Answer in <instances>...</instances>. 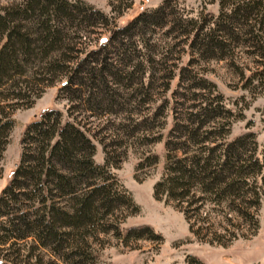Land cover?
<instances>
[{
    "label": "trees",
    "instance_id": "1",
    "mask_svg": "<svg viewBox=\"0 0 264 264\" xmlns=\"http://www.w3.org/2000/svg\"><path fill=\"white\" fill-rule=\"evenodd\" d=\"M217 4L216 17L184 14L182 19L176 14L184 12L183 4L163 0L112 31L105 42L121 38L118 43L122 47L124 38L170 23V29L176 28L188 42L190 51L220 59L227 50L217 33L234 34L235 26L241 24L258 47L259 38L252 32L255 27L263 31L264 0H218ZM66 22L71 26L66 27ZM105 23L107 18L99 12L65 0H22L0 8V159L13 127V111L30 106L32 99L63 77L68 76L57 94L70 93L64 97L67 102L76 98L89 112L97 108L92 99L101 98L96 103L100 108V102L115 97L103 73L106 65L78 60L79 38L68 31ZM74 108H67L69 116ZM220 114L219 109L205 108L201 117L214 119ZM148 120L132 121L130 136ZM184 130L188 140L196 141L194 131ZM85 132L69 120L63 122L62 115L51 108L26 124L19 140L18 164L0 190V264H100L94 248L100 235L110 234L122 246L139 240L162 241L148 226L120 227L139 208L111 172L115 165L104 147L103 163L94 162L95 147ZM180 138L164 144L167 152L162 174L152 188L153 199L172 203L182 213L188 232L209 243L216 241L217 235L207 223L206 204L223 213L227 222H231L227 215L232 213L256 226L250 210L256 211L259 202V191L253 186L256 178L264 187V147L259 162L252 154L255 143L251 133L223 145L199 141L192 152ZM248 138L250 151L246 149ZM156 163L153 155L136 169ZM192 263L201 264L186 258L185 264Z\"/></svg>",
    "mask_w": 264,
    "mask_h": 264
},
{
    "label": "rangeland",
    "instance_id": "2",
    "mask_svg": "<svg viewBox=\"0 0 264 264\" xmlns=\"http://www.w3.org/2000/svg\"><path fill=\"white\" fill-rule=\"evenodd\" d=\"M21 1L0 0V8ZM65 1L72 5L81 3L107 18L105 24L79 31L68 28V31L79 38L76 39L80 43L78 60L106 65L103 73L116 95L108 97L105 103L100 102V108L96 103L101 98L92 99L91 104L97 108L89 112L76 98L68 103L64 97H69L70 93L57 94L68 78L66 76L45 88L38 98L32 99L30 106L14 110L11 114L13 127L0 159V190L18 164L19 140L26 124L51 108L62 115L63 122L69 120L83 127L95 147L93 160L96 164L103 163V147L114 163L111 172L139 208L120 227L148 226L162 238L161 242L139 240L122 246L110 234L100 235L94 246L100 264H185L186 258H195L201 264H264V187L257 178L253 186L260 194L258 207L256 211L250 210L256 226L232 213L227 215L231 222H227L224 214L218 213L211 204L204 206L207 223L217 235V240L212 243L193 237L182 213L174 209L172 203L155 201L152 196V188L162 174L167 152L164 144L179 141L176 140L178 136L187 145V151L192 152L197 147L194 143L199 141L223 145L251 133L255 143L252 154L261 162L260 152L264 147V27L263 31L255 27L252 32L259 38L258 47L246 34L248 28L241 24L235 26L234 34L217 33L224 39L227 52L220 59H207L190 51L188 42L179 36L176 28L170 29V23L130 39L124 38L122 47L118 43L121 38L109 44L105 42L112 31L124 26L139 12L156 8L163 0ZM177 1L183 4L184 12H178L176 18L183 19L184 14L191 17L206 13L216 17L218 14V0ZM64 25L71 26L67 22ZM247 80H251L248 85ZM70 105L75 108L69 116L67 108ZM205 108L219 109V118L201 117ZM144 119L150 122L142 123L131 137L129 131L134 123ZM184 128L194 131L196 141L188 140ZM246 142V149L252 150L251 139ZM153 155L157 157L155 165L146 164L142 169H136L138 163ZM223 211L227 213V210ZM229 233L235 236L234 239Z\"/></svg>",
    "mask_w": 264,
    "mask_h": 264
}]
</instances>
